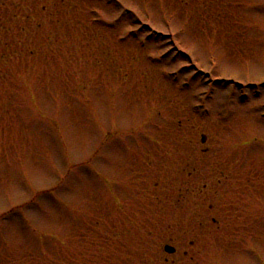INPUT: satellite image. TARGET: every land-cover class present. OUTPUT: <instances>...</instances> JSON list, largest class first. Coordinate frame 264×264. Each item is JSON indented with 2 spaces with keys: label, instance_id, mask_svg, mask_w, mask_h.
Masks as SVG:
<instances>
[{
  "label": "rangeland",
  "instance_id": "rangeland-1",
  "mask_svg": "<svg viewBox=\"0 0 264 264\" xmlns=\"http://www.w3.org/2000/svg\"><path fill=\"white\" fill-rule=\"evenodd\" d=\"M0 264H264V0H0Z\"/></svg>",
  "mask_w": 264,
  "mask_h": 264
},
{
  "label": "snow or ice",
  "instance_id": "snow-or-ice-1",
  "mask_svg": "<svg viewBox=\"0 0 264 264\" xmlns=\"http://www.w3.org/2000/svg\"><path fill=\"white\" fill-rule=\"evenodd\" d=\"M69 192H72L73 189L69 188L68 189ZM37 212L42 215V216H47L48 215V212H49V209L46 207V206H38L37 208Z\"/></svg>",
  "mask_w": 264,
  "mask_h": 264
},
{
  "label": "water",
  "instance_id": "water-1",
  "mask_svg": "<svg viewBox=\"0 0 264 264\" xmlns=\"http://www.w3.org/2000/svg\"><path fill=\"white\" fill-rule=\"evenodd\" d=\"M202 138H203L202 141L204 142L205 141V136H203ZM164 248L169 253H173V252L176 251V248L174 246L170 245V244H166Z\"/></svg>",
  "mask_w": 264,
  "mask_h": 264
},
{
  "label": "flooded vegetation",
  "instance_id": "flooded-vegetation-1",
  "mask_svg": "<svg viewBox=\"0 0 264 264\" xmlns=\"http://www.w3.org/2000/svg\"><path fill=\"white\" fill-rule=\"evenodd\" d=\"M176 252V251H175Z\"/></svg>",
  "mask_w": 264,
  "mask_h": 264
}]
</instances>
